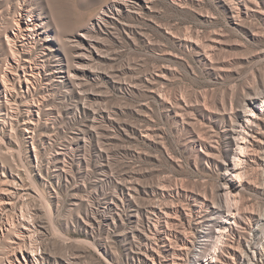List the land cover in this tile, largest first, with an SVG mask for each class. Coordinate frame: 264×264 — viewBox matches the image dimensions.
<instances>
[{
    "label": "rangeland",
    "instance_id": "obj_1",
    "mask_svg": "<svg viewBox=\"0 0 264 264\" xmlns=\"http://www.w3.org/2000/svg\"><path fill=\"white\" fill-rule=\"evenodd\" d=\"M133 1L0 0V65L11 76L0 97V264H149L146 242L163 264L147 236L168 219L195 232L224 182L237 204L226 258L247 261L253 219L264 217V160L243 156L241 175L224 177L226 136L241 102L264 97V0ZM26 8L40 37L17 64L7 34ZM45 53V72L26 85L20 65ZM57 54L72 78H60ZM252 104L264 112V101ZM259 116L252 139H264ZM151 204L170 217L149 215ZM26 223L38 229L34 246L20 235Z\"/></svg>",
    "mask_w": 264,
    "mask_h": 264
},
{
    "label": "bare ground",
    "instance_id": "obj_2",
    "mask_svg": "<svg viewBox=\"0 0 264 264\" xmlns=\"http://www.w3.org/2000/svg\"><path fill=\"white\" fill-rule=\"evenodd\" d=\"M123 1L125 2V0H123ZM137 2H139V1H137ZM125 3H127V2H125ZM116 4H113V6ZM103 10H105V9H103ZM105 12L103 14H106ZM19 17H20V21L16 25L17 27H16L15 31L13 30L14 36L7 34V40H8L10 47H11L12 58L14 59L13 61H15L17 64H19L20 61H22L21 60V56H22L21 53L22 52H20L22 47L26 46L28 44H30L33 47L34 44L36 43L37 38L40 37L39 27L41 26V24L36 22L37 17H35V14L32 11L27 10V8L21 9V11L19 12ZM97 20H98V18H97ZM94 27L95 26H93V28ZM93 28L88 27L87 30H82V32L80 33L81 38H80V40H78V42L81 45L80 47L82 49L86 45H88L86 43L87 31L92 30ZM89 43H91V42H89ZM30 45H28V46H30ZM82 49H80L77 52V54H79L80 56H84V54H85ZM43 51H45V50L43 49ZM82 52H83V54H81ZM47 55H48V53H45V55L42 58L37 59L38 63L36 65L26 63V61H25V63H22L20 65V67H22V70L25 74L24 75L25 76L24 81L26 82V85L30 86V84L33 83L32 79L34 77H36L37 74H40L44 70V66H45L44 64L46 63L47 58H48ZM50 55H52V54H50ZM50 55H48V56H50ZM57 56H58V58L56 60H57L58 65H59L57 68H61L60 78L62 79V81L70 79V77L73 76V74H76L78 71L75 72L76 69L74 71L71 68H70V70H68L69 68L67 69L66 65L64 64L62 56H60V54H57ZM27 59H28V57H27ZM32 63H34V62H32ZM15 66H14V68H15ZM5 69H7V68H5ZM43 72H45V70ZM1 73H2V70H1V65H0V74ZM2 74H3L2 78H4V80L2 79L3 81H0V97H2V96L7 97L9 92H10L9 81L11 82V79L9 77H11V76L8 77V74L6 73L7 75H5L6 76L5 77L4 71ZM50 81H51V79H50ZM57 84H59V83H57ZM14 88H15V86H13V89ZM249 89H251V88H249ZM253 94H254L253 97H248L241 102V105H240L241 109H239L237 111L235 119L233 121L231 120V122L227 124V136L226 137L229 138V140H228L229 152L231 153V154L230 153L229 154L231 155L230 156L231 158H229V160H227V162L225 163V169L227 172H224V177H226V175L230 171H234L235 174H237L238 172H242L240 160H242L243 156L251 158L253 156L255 157L254 154H259L260 157L263 158V160H264V139L258 138V136H256V135L254 136L255 138L252 139L251 138L252 135H250L252 132H251V130H249L247 128V125L250 121L254 122V120H252L254 118V115L259 114L260 115L259 118L264 120V118H263L264 112H261V111L258 112V110L256 109V105L252 104L255 101H260V100L264 101V97L262 96L261 93H258V92H252L249 95L251 96ZM254 139L257 141L259 139V141L261 143V147H259L260 148L259 150H253L254 151L253 152V151H250L252 148L248 149L251 145L248 146L247 143H249V144L252 142L254 143ZM227 150H228V147H227ZM263 172H264V170H263ZM240 175L241 174H239V173L237 174V176H240ZM230 194H231V192L229 191L228 182L222 183L219 187L218 200L214 201V203H210V202L205 203L206 209H205L204 217L202 220L195 222V224H196L195 232H191L187 229L185 230V226H184L182 232L179 231L178 229H176L178 222H173V221L169 222L168 220H170V219H168L167 221H164V223L166 222L167 224H169V226H164L163 223L158 222L157 227L159 229L157 230V234L154 236L155 239L151 238L152 236L149 235V236H147L148 238L146 239V241L150 240L152 242L153 240H155L156 243L157 242L161 243V248H160L159 253H162V254H159V255L164 258L165 262L163 264H186V262L184 260L187 256L191 257V260H192L191 264H231L230 261L226 258V256L234 259V255L232 256V254L226 250L227 246L229 245V242L227 241V239L224 238V236L227 235V229L229 227L228 223L230 221V215L233 214V210L237 206V204H234L233 202L230 201ZM133 197L131 196V198H133ZM3 200H4V198H2L0 200V202L3 203ZM131 200L132 199H130V202H131ZM174 204H172V206ZM202 204H204V203H202ZM159 206L157 207V205L155 206V205L151 204V206H149V210L147 211L149 213V215L151 213L156 212V211H160L162 213V216L164 213L165 214L164 217L169 218L170 213L168 212V210L163 211L160 209L161 207H159ZM162 207H163V205H162ZM170 207L171 206H169V208ZM189 212H190V210H189ZM208 213H210V215H208ZM164 217H163V219H164ZM149 220H150V218H149ZM253 221L255 223V226H257V227L254 228V226H253L251 231H253L255 233L256 238L251 240L249 249L247 251H245V255L248 256L247 261L245 260L244 262H241V259H240L238 262H236L234 264H264V238L259 239L260 235L264 231V217H262L260 219L254 218ZM153 225H155V224L153 223ZM184 225H186V224H184ZM188 225L190 226V224H188ZM180 226H181V224H180ZM181 228H182V226H181ZM36 230H38L36 226L32 227L30 224L26 223L22 227L20 235L23 236L24 240L28 239L32 245V241L34 240ZM131 231H132V235H135L136 232H135L134 226H132ZM188 233L193 235V238L190 237L191 235H188ZM156 236H157V239H156ZM189 237H190V239H189ZM247 240H248V238H247ZM14 242L19 244L16 241H14ZM146 243L148 245H150V248H146V253H147L146 255L151 257V261H149V264H157L156 254L152 253V251H151L152 249L155 250L153 247V244L152 245L149 244L150 242H146ZM32 246H34V245H32ZM30 250L32 252V257H36V255L38 256L39 254H41V257L44 258V256L42 255L43 254L42 251L40 253V252H38L37 249H30ZM225 251H227L228 255L225 254ZM17 253L18 252H14V255H17ZM24 256L26 257L27 254H24ZM249 256H253L256 259L257 263H255L254 260ZM37 259L39 260V257ZM34 262H35V260H34ZM10 264H14V261L10 260Z\"/></svg>",
    "mask_w": 264,
    "mask_h": 264
}]
</instances>
